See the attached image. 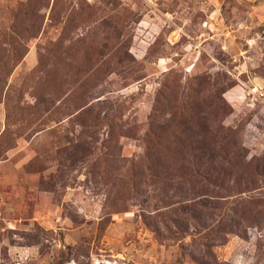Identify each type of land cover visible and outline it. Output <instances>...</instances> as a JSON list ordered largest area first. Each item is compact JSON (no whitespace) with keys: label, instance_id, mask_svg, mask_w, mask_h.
I'll return each instance as SVG.
<instances>
[{"label":"rangeland","instance_id":"rangeland-1","mask_svg":"<svg viewBox=\"0 0 264 264\" xmlns=\"http://www.w3.org/2000/svg\"><path fill=\"white\" fill-rule=\"evenodd\" d=\"M0 264H264V0H0Z\"/></svg>","mask_w":264,"mask_h":264}]
</instances>
